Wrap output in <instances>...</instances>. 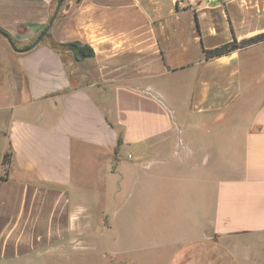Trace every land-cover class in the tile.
<instances>
[{"label":"crops","instance_id":"obj_1","mask_svg":"<svg viewBox=\"0 0 264 264\" xmlns=\"http://www.w3.org/2000/svg\"><path fill=\"white\" fill-rule=\"evenodd\" d=\"M52 9L0 0V28L32 41ZM47 33L27 52L4 38L0 264L94 257L91 208L134 186L168 189L190 233L160 245L167 264H264V42L204 56L263 34L264 0H65ZM69 42L93 57L53 47Z\"/></svg>","mask_w":264,"mask_h":264},{"label":"rangeland","instance_id":"obj_2","mask_svg":"<svg viewBox=\"0 0 264 264\" xmlns=\"http://www.w3.org/2000/svg\"><path fill=\"white\" fill-rule=\"evenodd\" d=\"M56 3L57 0H53L52 12ZM19 30L16 26L9 28V32L15 34V37H12L13 46L15 45L14 47L18 50H23L38 36L32 41L22 43L18 40L24 38L23 30ZM8 56L6 41L0 35V67L15 66ZM171 82L172 85H179L181 79L176 77ZM111 171L115 174L114 165ZM108 187L113 190L115 184L111 182ZM133 188L132 193L126 195V198L123 193L117 194L115 199L110 193L101 194L109 198L98 199L95 206L91 208L93 215L90 216L88 222L96 225V229L94 228L96 255L81 257L83 262L80 264H167V255L171 249L169 247L162 249L160 245L166 241L172 242L175 236L185 239L184 237L190 234L174 231L176 226L183 230L184 219L170 216L168 211L172 207V202L167 197L168 189L158 190L157 188L156 191L149 193L146 200L138 201L135 186ZM92 189L93 191L95 189L93 184ZM127 190L130 188L127 187ZM94 193L97 192L94 191ZM83 222H87V219Z\"/></svg>","mask_w":264,"mask_h":264},{"label":"trees","instance_id":"obj_3","mask_svg":"<svg viewBox=\"0 0 264 264\" xmlns=\"http://www.w3.org/2000/svg\"><path fill=\"white\" fill-rule=\"evenodd\" d=\"M0 30L5 32L7 38L11 42H13L12 37H11V35L9 33H7L6 31H4L1 28H0ZM46 36H48V33L46 34ZM259 42H264V33L260 34V35H257L255 37H252L250 39H247L245 41H241V42H237L235 39H233L232 42L224 44V45H222V46H220L218 48H215V49L209 50V51H204V56H205L206 59L220 57V56H223V55H227V54H229L230 52H232V51H234L236 49L243 48V47H246V46H249V45H253V44H257ZM28 46L29 45H27L25 48H27ZM53 47L55 49H58V50H66L67 52H69L71 54L72 58L75 61H80L83 58L93 57V51L88 46L82 45V44H80L78 42H69V43H63V44H53ZM10 158H11V152H10V150H8L3 155L1 166L7 167L8 164L10 163ZM6 172H5V174H7ZM5 176L6 175H3V176L0 175V179L5 178Z\"/></svg>","mask_w":264,"mask_h":264},{"label":"water","instance_id":"obj_4","mask_svg":"<svg viewBox=\"0 0 264 264\" xmlns=\"http://www.w3.org/2000/svg\"><path fill=\"white\" fill-rule=\"evenodd\" d=\"M62 2H63V0H57L56 6L54 8V11H53L49 21H48V24L43 29V31L38 35V37L27 48H25L23 50H17L13 46L12 42L7 38L5 32L0 30V35L6 39L7 43L9 44V46L11 47L12 50L17 51V52H27L28 50H30L31 48L36 46L46 36L50 26L52 25L54 19L56 18L57 14H58V11L60 9Z\"/></svg>","mask_w":264,"mask_h":264},{"label":"built area","instance_id":"obj_5","mask_svg":"<svg viewBox=\"0 0 264 264\" xmlns=\"http://www.w3.org/2000/svg\"><path fill=\"white\" fill-rule=\"evenodd\" d=\"M204 1H205V3H211V2L217 1V0H204Z\"/></svg>","mask_w":264,"mask_h":264}]
</instances>
